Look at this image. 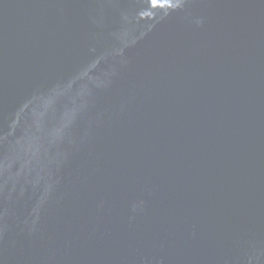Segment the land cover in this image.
<instances>
[{"label":"water","instance_id":"obj_1","mask_svg":"<svg viewBox=\"0 0 264 264\" xmlns=\"http://www.w3.org/2000/svg\"><path fill=\"white\" fill-rule=\"evenodd\" d=\"M0 264H264V0H0Z\"/></svg>","mask_w":264,"mask_h":264}]
</instances>
